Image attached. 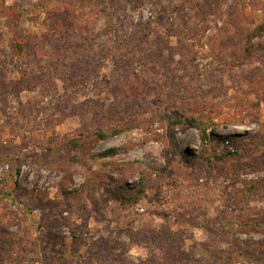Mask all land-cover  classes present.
<instances>
[{
	"label": "rangeland",
	"instance_id": "374dc122",
	"mask_svg": "<svg viewBox=\"0 0 264 264\" xmlns=\"http://www.w3.org/2000/svg\"><path fill=\"white\" fill-rule=\"evenodd\" d=\"M0 264H264V0H0Z\"/></svg>",
	"mask_w": 264,
	"mask_h": 264
},
{
	"label": "trees",
	"instance_id": "16d2710c",
	"mask_svg": "<svg viewBox=\"0 0 264 264\" xmlns=\"http://www.w3.org/2000/svg\"><path fill=\"white\" fill-rule=\"evenodd\" d=\"M187 124H188L189 126H192V127H194V126H199V128H201V127H200L201 125H198V124L196 123V121H194V120H189ZM204 125H205V124H204ZM203 127H204V126H203ZM203 127H202V129H203ZM206 130H207L206 127H205V129H204V132H203V130H202V133H203V137H204V139L207 137V135H206ZM101 138H106V137L103 135ZM117 152H118L117 149H113V150H111V151L105 153V156H114Z\"/></svg>",
	"mask_w": 264,
	"mask_h": 264
}]
</instances>
